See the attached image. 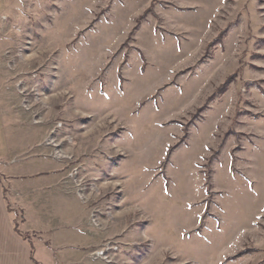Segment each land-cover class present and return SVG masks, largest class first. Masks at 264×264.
Masks as SVG:
<instances>
[{
    "label": "rangeland",
    "instance_id": "1",
    "mask_svg": "<svg viewBox=\"0 0 264 264\" xmlns=\"http://www.w3.org/2000/svg\"><path fill=\"white\" fill-rule=\"evenodd\" d=\"M0 181L43 264H264V0H0Z\"/></svg>",
    "mask_w": 264,
    "mask_h": 264
},
{
    "label": "crops",
    "instance_id": "2",
    "mask_svg": "<svg viewBox=\"0 0 264 264\" xmlns=\"http://www.w3.org/2000/svg\"><path fill=\"white\" fill-rule=\"evenodd\" d=\"M4 1L6 4L9 2V0H4ZM8 191H9L8 188H6L0 181V264H36V262L32 259L31 243L28 240L26 241V239L23 238L16 231V225L14 223V219L10 214L11 212H10V205H9V200H8ZM26 193H27L26 191H22L23 196H25ZM37 193L39 195H41L42 193H46L45 195L49 196V199H50V200L48 199L50 202L49 208L51 209L52 208V194H54L52 193V188H50V190L49 189L40 190V191L38 190ZM26 199L27 198L24 197L23 201L25 202ZM38 201L39 203L37 204V206L40 208L43 202L41 199H39ZM55 201L58 202L56 205H54L56 206V209L60 207H65L67 204V199L65 200V198H60V200H55ZM34 202L37 203L36 201ZM63 209L64 208L60 210H63ZM51 211L52 210H50V214L48 215L47 218L42 217V222L44 223L47 222L50 225L49 226L50 230L52 228V224L53 226L56 224V218L59 219V216H53ZM46 219L47 221H45ZM23 222H25V219H23ZM72 239H73L72 236H68V239H65L64 241H70ZM49 241L47 242L49 243V245L51 243V245L48 247L47 252H48V255H50L51 257L52 256V237H50ZM35 254H36V249H35ZM37 261L42 263V261L40 260H37Z\"/></svg>",
    "mask_w": 264,
    "mask_h": 264
},
{
    "label": "trees",
    "instance_id": "3",
    "mask_svg": "<svg viewBox=\"0 0 264 264\" xmlns=\"http://www.w3.org/2000/svg\"><path fill=\"white\" fill-rule=\"evenodd\" d=\"M16 231L18 232V234H20L23 238H25L26 239V241L28 240L30 243H31V246H32V259L36 262V264H42V263H40L39 261H37L36 259H35V248H34V246H33V243L31 242V240L29 239V237L27 236V234H25V233H22L21 231H19V230H17V228H16Z\"/></svg>",
    "mask_w": 264,
    "mask_h": 264
}]
</instances>
